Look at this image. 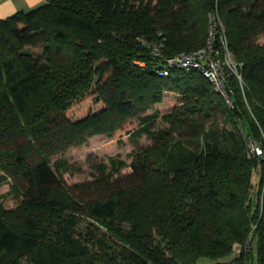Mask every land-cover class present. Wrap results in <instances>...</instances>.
<instances>
[{
  "label": "trees",
  "instance_id": "1",
  "mask_svg": "<svg viewBox=\"0 0 264 264\" xmlns=\"http://www.w3.org/2000/svg\"><path fill=\"white\" fill-rule=\"evenodd\" d=\"M214 9L240 74L232 106L200 69L164 62L204 44ZM167 91L178 101L148 112ZM88 97L100 107L70 113ZM128 120L151 143L97 180L129 166L131 182L75 195L51 156ZM245 135L264 137V0H45L0 17V183L20 196L0 202V264H264V154Z\"/></svg>",
  "mask_w": 264,
  "mask_h": 264
},
{
  "label": "rangeland",
  "instance_id": "2",
  "mask_svg": "<svg viewBox=\"0 0 264 264\" xmlns=\"http://www.w3.org/2000/svg\"><path fill=\"white\" fill-rule=\"evenodd\" d=\"M258 40L262 41V38L258 37ZM177 101L178 95L167 91L164 94L163 100L152 104L147 111L159 110L160 113H165ZM99 107L100 104L93 103L92 99L88 97L71 109L70 113L73 112L74 116L79 117L83 116L88 109L96 110ZM157 124L162 126L164 122L158 120ZM131 125L132 122L128 120L124 127L110 137L105 134H94L82 143L70 145L62 153L51 156V160L59 157L67 160L68 167L61 170L60 173L64 183L75 195L84 198L97 197L106 193L107 189H113L118 185H126L131 182V168L129 166L120 168L106 180H97L100 177L99 164L105 165L106 172L112 171L109 161L111 157L130 162L134 150L139 146H147L151 143V139L146 134L129 137L125 129ZM258 174V169L253 170L252 181L254 183L257 180ZM19 201L20 196H17L15 192H10V185L8 183H0V202L5 208L16 207ZM84 219L86 218L83 217L82 226L86 223ZM238 251L239 246L234 244L233 253L228 258H224V260H230ZM209 261V259L201 258L197 263L208 264ZM250 264H256V262L254 261Z\"/></svg>",
  "mask_w": 264,
  "mask_h": 264
},
{
  "label": "built area",
  "instance_id": "3",
  "mask_svg": "<svg viewBox=\"0 0 264 264\" xmlns=\"http://www.w3.org/2000/svg\"><path fill=\"white\" fill-rule=\"evenodd\" d=\"M207 20L208 34L201 47L194 51L181 52L179 54L164 57V62L169 67L179 66L186 70H190L193 67L200 69L201 72L211 80L215 90L219 91L225 97L227 103L232 106V100L228 97L226 89L228 77L230 73H235L237 77L240 78V74L227 48L226 39L222 34L218 35L217 38L219 28H222L217 9L208 12ZM216 39L220 42V46L223 47L222 52L216 46ZM162 46V41L152 44V50L155 55L161 54ZM161 73L165 74L167 71L162 70ZM245 141L251 154H264V137L258 141L245 135Z\"/></svg>",
  "mask_w": 264,
  "mask_h": 264
},
{
  "label": "crops",
  "instance_id": "4",
  "mask_svg": "<svg viewBox=\"0 0 264 264\" xmlns=\"http://www.w3.org/2000/svg\"><path fill=\"white\" fill-rule=\"evenodd\" d=\"M45 0H0V17L10 15L19 9L33 8Z\"/></svg>",
  "mask_w": 264,
  "mask_h": 264
}]
</instances>
